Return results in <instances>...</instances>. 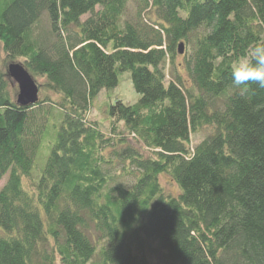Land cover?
<instances>
[{
    "label": "trees",
    "instance_id": "obj_1",
    "mask_svg": "<svg viewBox=\"0 0 264 264\" xmlns=\"http://www.w3.org/2000/svg\"><path fill=\"white\" fill-rule=\"evenodd\" d=\"M131 1L0 0L7 61L45 81L21 106L0 70V264H264V89L231 76L264 0Z\"/></svg>",
    "mask_w": 264,
    "mask_h": 264
},
{
    "label": "rangeland",
    "instance_id": "obj_2",
    "mask_svg": "<svg viewBox=\"0 0 264 264\" xmlns=\"http://www.w3.org/2000/svg\"><path fill=\"white\" fill-rule=\"evenodd\" d=\"M138 1L132 0L129 3V9H128L129 16L135 13ZM178 62L180 63L183 62L182 56L179 57ZM9 63L10 62L7 61L6 54L3 50V46L0 43V70L6 72ZM181 72L184 75V77L188 78L187 73L183 68H181ZM35 80L39 85V87H41V84L45 82L43 78H39V77L35 78ZM10 91L13 99L16 100L19 89L17 83L12 78H10ZM50 94L51 97L53 98L56 97L54 93H50ZM44 95H45V91L44 89H41L40 97L43 98ZM139 97H140L139 94L136 92L133 86L130 72L128 71L123 72L120 74V81L116 87L111 89H103L100 92V94L94 101L92 107L90 108L88 119L91 121H98L103 131L106 134H108L109 127L111 126V121L109 120V114L107 112L108 106L110 104L116 103L118 100L123 101L125 104H134L139 100ZM207 133L208 131L205 130L200 133L194 134L192 136V145L195 146L199 142H201L207 136ZM49 151L50 149L47 148V146L44 144V148L42 147L40 148V153L39 156L37 157L36 162L38 164H44L49 154ZM160 180L167 192H171L173 194L178 193L179 191L178 186L175 183H173L168 176L162 175L160 177ZM6 181H7V176L1 181L0 188L3 187Z\"/></svg>",
    "mask_w": 264,
    "mask_h": 264
},
{
    "label": "clouds",
    "instance_id": "obj_3",
    "mask_svg": "<svg viewBox=\"0 0 264 264\" xmlns=\"http://www.w3.org/2000/svg\"><path fill=\"white\" fill-rule=\"evenodd\" d=\"M236 87H245L251 83L264 89V42L256 43L250 52L237 61L231 73Z\"/></svg>",
    "mask_w": 264,
    "mask_h": 264
},
{
    "label": "water",
    "instance_id": "obj_4",
    "mask_svg": "<svg viewBox=\"0 0 264 264\" xmlns=\"http://www.w3.org/2000/svg\"><path fill=\"white\" fill-rule=\"evenodd\" d=\"M179 52L184 54V43L179 44ZM7 72L18 85L17 103L21 106L36 104L40 99V87L25 66L20 62H10Z\"/></svg>",
    "mask_w": 264,
    "mask_h": 264
}]
</instances>
